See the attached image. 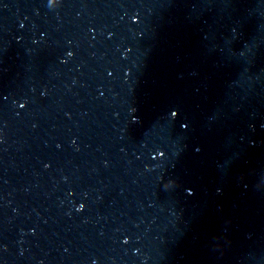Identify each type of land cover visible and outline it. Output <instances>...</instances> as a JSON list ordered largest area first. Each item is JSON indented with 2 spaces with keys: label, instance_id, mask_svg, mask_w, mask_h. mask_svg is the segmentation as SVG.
<instances>
[{
  "label": "water",
  "instance_id": "95a60500",
  "mask_svg": "<svg viewBox=\"0 0 264 264\" xmlns=\"http://www.w3.org/2000/svg\"><path fill=\"white\" fill-rule=\"evenodd\" d=\"M0 264H264V0H0Z\"/></svg>",
  "mask_w": 264,
  "mask_h": 264
},
{
  "label": "clouds",
  "instance_id": "9594fccd",
  "mask_svg": "<svg viewBox=\"0 0 264 264\" xmlns=\"http://www.w3.org/2000/svg\"><path fill=\"white\" fill-rule=\"evenodd\" d=\"M78 210H80V209H78Z\"/></svg>",
  "mask_w": 264,
  "mask_h": 264
}]
</instances>
